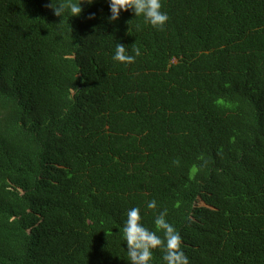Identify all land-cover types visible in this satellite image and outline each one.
<instances>
[{"label": "trees", "instance_id": "16d2710c", "mask_svg": "<svg viewBox=\"0 0 264 264\" xmlns=\"http://www.w3.org/2000/svg\"><path fill=\"white\" fill-rule=\"evenodd\" d=\"M50 2L0 0V264H131L132 207L190 264H264V0Z\"/></svg>", "mask_w": 264, "mask_h": 264}, {"label": "clouds", "instance_id": "9594fccd", "mask_svg": "<svg viewBox=\"0 0 264 264\" xmlns=\"http://www.w3.org/2000/svg\"><path fill=\"white\" fill-rule=\"evenodd\" d=\"M81 4L82 2L78 0H69L67 4L63 2L54 4L51 0L49 7L53 9L56 16L61 17L67 10L73 17L81 14ZM108 4L110 21L118 20L122 10L133 11L135 17L142 16L145 23L156 28H162L169 20L167 12L162 10L161 0H108ZM133 51L135 55L129 54L127 46L117 43L113 59L122 63H133L140 55V49L133 48ZM199 205L204 204L199 203ZM156 207L155 199L147 202L148 209ZM140 213L139 207L130 208L123 225V237L127 243V256L131 264H151L155 249H160L162 252V264H190L189 257L183 250L179 231L166 219L167 210L160 211L154 221L156 228L163 232L162 236L157 231L144 226Z\"/></svg>", "mask_w": 264, "mask_h": 264}]
</instances>
